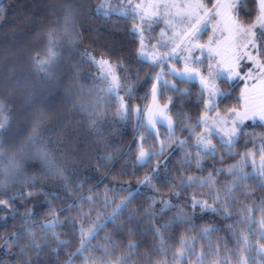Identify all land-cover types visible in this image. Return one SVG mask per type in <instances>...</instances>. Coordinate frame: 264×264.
Wrapping results in <instances>:
<instances>
[{
  "label": "trees",
  "instance_id": "trees-1",
  "mask_svg": "<svg viewBox=\"0 0 264 264\" xmlns=\"http://www.w3.org/2000/svg\"><path fill=\"white\" fill-rule=\"evenodd\" d=\"M74 1L0 0V100L5 103L4 115L9 119L6 131L0 136L4 152L3 157H0V170L8 171L14 158L22 165L26 175L44 176L43 164L39 159H22L19 154L31 132V120L41 112L44 115L40 129L42 138L37 145L28 149L27 156L32 157L36 148L44 147L55 158V162L65 170L68 177L65 182H61L58 178H44L37 184V188L43 187L47 196L18 198L13 202V208L3 207L0 215V237L9 236L10 242L11 233H22L25 227H31L36 233L37 241L43 242L44 231L39 225L49 219L50 207L59 211L74 204L82 205L84 211L92 209L91 220L95 224L103 225L96 230L88 247L97 248L94 253L96 257L104 256L103 249L107 248L109 255L105 260L110 261V264H115L117 258L129 252L133 255L127 264H132V261L136 264H148L145 253L151 256L152 264L164 259L170 264H185V261L187 264H217L214 253L208 250L209 242L214 247L219 242L218 238L223 237L227 248L236 250L240 246L229 226L231 225L238 232L247 231L246 225L237 223L240 219L239 210L242 207L240 203L233 204V215L230 218H225L219 213H201L197 209L190 217V223L172 224L164 236L167 245L164 256L156 252L159 240L154 239L148 226L149 217L144 215V212L146 209L157 211L162 208L163 204L159 203L161 200L171 201L174 207L160 216L159 223L163 224L180 210L178 206L185 203L187 196L200 192L204 193V198H207V187L187 189L180 197L172 195L170 182L178 183L177 177L180 172L201 178L207 177L211 172L219 182L218 186L231 182L232 178L227 169L232 165L253 173V157H248L246 163H241V159L246 150L254 152L255 167H259L261 150L264 149V124H245L244 128L249 135L240 137L230 151L221 148L219 139L212 136V141L217 144L215 158L203 159L199 170L196 168L195 159H192L190 166L182 165L181 161L185 158L186 151L192 156L197 151L196 136L201 126L195 127L193 131L189 129L200 119L204 106L198 101L200 93L195 83L184 82L174 77L172 82L176 88L181 91L186 90L187 94L182 95L181 91H174L169 86L162 87L160 96L167 101L169 97L173 99V103L169 105L175 120V134L169 139L168 131L159 128L158 137L160 136V140L170 146L165 149L163 155L153 156L146 165L138 164L139 139L141 142V137L144 136L142 132L145 131L141 121L134 112L130 119H122L116 115L118 110L116 99L104 94L103 89L106 86L104 84L102 86L97 68L86 59L91 55L96 59L103 57L112 65L122 64L127 72L116 68V73L122 82L124 76H127V85L135 84L131 99L127 97L124 101L132 109L144 108L152 79L150 80L146 75L150 72L147 67L149 63L141 61L136 56L137 38L130 30L131 20L128 17L103 15L93 12L90 6L85 7L90 8L89 11L86 12L87 9L78 15L76 21L77 44L66 54L63 61L59 62L54 78H43V73L36 70L34 57L39 53L40 58H44L41 47L46 44L49 31L54 28L55 21L60 20L67 13L70 8L69 3L75 4ZM254 8L256 9V6L250 0L243 3L239 6L238 19L243 23L253 20L257 13V9L254 11ZM137 75L139 80L136 79ZM71 89H74L72 97ZM232 89L237 92V87L233 86ZM118 91H125V88L122 87ZM87 97L92 98L91 103L84 102ZM238 100L225 102V99H218L215 109L226 111L231 106H237ZM177 113H180L179 117ZM185 117L191 119L186 121ZM91 121H95V124ZM182 128L184 131H181ZM152 132V130L148 131L149 142ZM158 137L153 139L157 144L152 147L157 152L160 150L156 148L159 145ZM179 140H187L184 149L173 143ZM249 140H253L254 143H246ZM142 142L147 150L144 141ZM158 161H162L165 166L156 169L157 175L152 179L154 187L138 184L146 174L153 171ZM217 169L224 171L218 173ZM121 186L127 191H121ZM254 187V181H247V188L238 189L236 192L238 200L251 204L252 200H246L242 192L252 191ZM19 189V182L6 185L7 194L15 195ZM129 191L133 195L127 207L121 208L118 215L112 219L116 205L128 195ZM88 197H92V200L89 201ZM106 197L107 204H105ZM5 198L6 195L0 196V199ZM252 199L257 202L264 199V189H256ZM153 200L157 201L155 205L152 204ZM29 211L32 213L31 219L34 224H28L24 219ZM65 217H75L77 221L81 219L75 207L70 212L59 213L61 220ZM83 219L87 221L88 218ZM255 219L257 221L260 219L259 211L255 213ZM121 224L123 227L118 228L117 226ZM93 226L85 223V231ZM79 227L77 223L75 230L68 225L56 228V232L68 233L61 236V239L70 241V244L53 253L51 250L56 249L57 244L49 236L40 264H65L68 254L79 247ZM205 227H215L218 231L199 235L200 229ZM260 230V225L256 224L253 235L249 237L251 243L257 247L259 244H264V241H260L255 234ZM129 231L134 234L129 235ZM182 237L186 239L188 245L192 244V237L197 238L194 245L195 252L185 251L183 258H174L173 253L180 249ZM25 242L26 239H21L20 244ZM130 242L138 244L139 247L129 249L127 246ZM0 245H5L4 239H0ZM202 248L205 255L201 261L198 257ZM19 252V247L11 250L7 246L0 247V264H21ZM225 255L231 256V253L223 251L220 253L221 257ZM245 255L256 256V252L252 251ZM72 264H82V257L79 254L74 256ZM230 264H236L235 258L230 260ZM257 264H259L258 257Z\"/></svg>",
  "mask_w": 264,
  "mask_h": 264
},
{
  "label": "snow or ice",
  "instance_id": "snow-or-ice-1",
  "mask_svg": "<svg viewBox=\"0 0 264 264\" xmlns=\"http://www.w3.org/2000/svg\"><path fill=\"white\" fill-rule=\"evenodd\" d=\"M249 0H229V2L224 3L222 0H209V3L212 4L211 8H208L203 0H196L195 3L187 4H177L170 3L169 0H155V2L150 4H135L131 3L129 0L128 8L132 13V19L135 21L140 20V24L134 26L133 33H139L141 35V48L145 47L143 34L145 32L144 25H147V29L150 31L152 28L153 22H158L163 19L165 22L166 29L171 30V35L168 34V31L162 30L158 43L152 45L153 52H159L160 49H164L162 55H154L152 60V66L156 64L163 65L167 60L173 59L180 55V53H185L183 59L185 61V66L182 72H178L176 69H171L169 75L179 76L181 81L187 82L195 80L197 77L200 78L201 91L198 97L199 103L204 106V115L192 125L189 131H193L195 127H198L201 123H204L208 126V132L206 135H212L217 124L220 125L219 132L215 134L219 135L221 132L223 135L220 136V147L227 150H231L232 146L236 144L240 137L248 136L244 128V122L248 119H254L257 115L261 121H264V106H262L259 111L251 110V115L249 114V107L247 104L244 105L243 111L239 110L240 106L232 107L227 110L226 114L221 117L219 113L214 118V120L209 123L207 117L208 115L215 110L217 107V101L220 98H226L230 95L229 92L222 90L216 83L217 77L220 76L219 71L213 70L212 61L220 55L218 51H215L212 45L217 43L215 39V32L218 29L219 25L217 24L214 27L213 37L209 38V41L206 44L198 43L199 35L204 29V26L214 20L217 17H223L224 29L228 30L232 34V42L230 44V63L227 69L230 75L225 76V82H228L230 79H241V80H260L264 81V0H258V12L257 22L259 24V29H257L256 24L249 25L245 27L243 21L239 20L237 17L238 7L243 3H247ZM253 5H257V0H250ZM102 7V5H101ZM151 8L153 11L148 12L146 9ZM178 9L175 13L171 9ZM163 10V11H161ZM256 10L255 8L253 9ZM127 15L128 13H123ZM107 15V13H105ZM67 19V17H65ZM179 27V31H175V28ZM223 34V30H221ZM56 30L52 29L48 33V44L49 47L44 53V58H40L38 53L34 57V63L36 70L40 73H43V78L52 79L55 76V65L58 60V56L54 51V45L56 44L55 40ZM167 37V38H166ZM199 50L201 56L204 58L201 60L200 57L194 56L193 52ZM205 50H207V55L205 56ZM87 61L93 64L98 65L102 75L101 79L107 85L104 91L112 97H118V89L125 88V96L131 99L132 89L135 87V84L127 85V76H124L123 82L119 76H117L113 69H121L125 73L127 69H124L122 64L112 65L109 61L105 60L103 57L100 60H96L95 57L88 55L86 57ZM147 59V57H145ZM204 60L208 61L207 71L208 77L205 78L202 75L201 70L204 68ZM219 68V62L216 65ZM150 78V77H149ZM139 80V76L136 77ZM156 83L153 84L151 89V94L153 97L154 104L152 107L143 109L141 107H136L132 109L124 101L123 97H119L118 110L116 115L122 119H130L133 112L137 118L141 121L146 132L155 129L156 125H167L168 136L171 139L174 136V121L172 116L169 113V104L173 103L172 97L168 98V104H165L162 108L155 104L156 96L159 92L158 85L163 88L169 87L167 81L161 80V73H157L155 77ZM171 88L174 91H181L176 88V85H171ZM205 93H207V99L204 98ZM182 95H186L187 91H181ZM245 97V92L241 93L240 98ZM5 103L0 100V136L6 131L9 119L4 115ZM147 116V123H144V117ZM177 116H180V113H177ZM191 117H185V120H190ZM44 120V115L41 112H38L33 119L31 120V132L24 142V146L20 149V156L22 159H39L43 164L42 171L44 176L39 175H26L23 171V167L18 163L14 158L11 161L10 169L8 171L0 170V196H7L5 199H0V209L3 207L13 208V202L16 199L31 198L34 195H45L48 194L43 191V187L37 188V184L41 183L44 178H58L61 182L67 181L68 177L65 174V170L55 162V158L45 150L44 147L36 148L32 157L27 156L28 149L37 145L42 138V133L40 131ZM92 124H95V121H91ZM181 131H184L182 128ZM153 139L156 138L157 133L152 132ZM147 137H141V141H145ZM253 142V140L246 141ZM177 144V147L184 149L187 144V140L173 141ZM169 144H166L164 141L160 142L159 152L155 151L154 148L145 150L143 144L139 146V155L137 157V163L146 165L147 162L153 157L158 155H163L165 149L169 147ZM255 146V144H254ZM197 151L194 156H192L187 151L185 152V158L181 161L182 165H191L192 159L196 161V168L199 170L202 167L203 159L207 157H216L217 147L213 145L211 141L205 142L203 137L197 140L195 145ZM3 144L0 143V157H3L4 152L2 151ZM203 153V155H201ZM256 153L245 151L242 155L241 163H246L248 157H253L252 163L254 167V172L249 173L244 171V168L237 167V165H232L227 169L228 174L231 176V182L224 185H219V182L214 178L213 174L210 172L207 177L201 178L197 176H187L185 172H180L178 174V183L170 182L172 187V195L180 197L187 189L192 188H208L206 194L207 198H204V193L194 192L192 195L185 198V203L182 206H178L180 210L175 213L172 218L168 221H165L163 224L159 223L160 216L168 209L174 207L171 201L161 200L159 203L163 204V207L157 211H151L146 209L144 215L149 217L148 226L151 228L152 235L154 239L159 240V247L156 249V252L160 256L166 254L167 245L164 240V236L168 228L176 223L180 222L183 224H188L191 222L190 217L192 214L199 209L201 213L203 212H213L219 213L225 218H230L233 215L232 206L234 203H240L242 207L239 210L240 219L237 221L238 224H244L247 226V231H239L233 229L232 226H229V230L233 232V235L236 238L237 244L240 246L238 249H228L226 243H224L223 237L218 238L219 242L213 247L211 242H209L208 250L214 253V258L217 261V264H230V260L235 258L236 264H257V257L259 258V264H264V244L256 245L252 244L249 237L254 233V227L256 224H259L261 230L255 233L260 241H264V199H261L259 202L253 200L256 189H264V149L261 150L260 154V165L258 168L255 167L254 156ZM223 159V157H221ZM165 166L162 161H158L155 168L151 173L145 175L142 181H138L140 185H146L149 187H154L152 185V179L157 175L156 169ZM224 169H217V172H222ZM186 177V178H185ZM252 180L255 183V187L252 191H244L246 200H252L251 204H246L243 201H239L236 192L238 189L247 188V181ZM19 182L20 189L15 193V195L7 194L6 185L8 183ZM26 189H29L26 191ZM121 191H127L126 188L121 186ZM132 192H128V195L121 200L119 204L116 205V208L113 210L112 219L118 215V211L121 208L127 207L128 203L131 200ZM80 199H84L80 197ZM89 201L92 200V197L87 198ZM156 200L152 201V204L155 205ZM51 205V201H49ZM105 204H107V197L105 198ZM75 207L77 209V215L81 217L79 221L75 217H65L63 220L59 218V213L63 211H71ZM188 209V211H185ZM91 211H84L82 205H68L66 208L60 209L59 211L50 207L49 210V219L42 222L39 227L44 231L43 242H38L36 239V233L31 227H25L22 230V233H11V241L9 242V236L0 237V239L5 240V245H0V247L7 246L9 250L14 247H19V255L21 257V264H40V258L44 255L43 249L47 246V239L49 236L53 239L57 248L52 249L53 253H56L60 248L66 247L70 244V241L61 239V236L68 235L67 232L61 231L56 232L55 229L68 225L74 230L79 223V247L76 248L74 252L68 254V259L65 261V264H72V258L79 254L82 257V264H110V261H106L105 257L109 255L108 249L104 248V256L96 257L94 253L97 251V248H89L88 244L91 238H94L96 230L100 227H103L102 224H95L91 220ZM260 212V219L257 221L255 219V213ZM131 215V214H130ZM32 213L28 212L27 216L24 217L26 223L34 224V221L31 219ZM83 218H88L87 221ZM85 223L94 225L85 231ZM123 227V225H118ZM218 229L215 227H205L200 229L199 235H205L209 232H216ZM129 231V235H133ZM21 239H26L24 244H20ZM196 237H192V244L188 245L185 238H181L180 249L173 253L174 258H183L185 251L189 253L195 252V243ZM129 249L138 248L139 245L130 242L127 246ZM231 253V256L225 255L220 256L221 252ZM252 251L256 252V256L245 255V253H251ZM87 252V255L84 253ZM132 252H129L125 256L117 258L115 264H127V261L132 259ZM145 255L148 258V264H152L151 256L147 253ZM205 253L202 248L201 254L198 257V260L203 259ZM35 257V259H33ZM132 264H136L135 261H132ZM157 264H170L166 259L158 261ZM187 264V261H185Z\"/></svg>",
  "mask_w": 264,
  "mask_h": 264
},
{
  "label": "rangeland",
  "instance_id": "rangeland-1",
  "mask_svg": "<svg viewBox=\"0 0 264 264\" xmlns=\"http://www.w3.org/2000/svg\"><path fill=\"white\" fill-rule=\"evenodd\" d=\"M74 2H75V4H73V2L69 3V7H70L69 10L67 11V13L64 16L61 17L60 20L55 21V26L53 28L56 30V36H55L56 44L54 45V51L58 56V60H57V63L55 65V70L58 68L57 65L59 64V62L60 61L62 62L63 59L66 57V54L68 52H70L72 50V48L75 47V45L77 44L78 33H77L76 27H75L76 21H77L78 15L84 13L87 9L88 10L86 12L89 11L90 8H85V7L90 6L93 9V12L100 13L103 15H105V13H107V15L114 14V15H118V16L128 17L131 20V25H130L131 31L133 30L134 26L139 25L141 23L139 19H137L135 21L132 19V13H131L130 9L128 8L129 0H75ZM153 2H155V0H131V3L133 5L139 4V3H143V4L147 5V4H150ZM169 2L170 3H177V4H187V3H195L196 0H169ZM212 2H215V0H212ZM222 2L227 3V2H229V0H222ZM203 3H205L208 8H211V6H212V4L209 3V0H203ZM101 5H102V7H101ZM255 6L257 9V13H256L254 19L248 23H244V25H245V27H247L249 25L256 24L257 29H259V24L257 22V15L259 14V12H258V0H257V5H255ZM146 10L148 12L153 11V9H151V8H148ZM161 11H163V10H161ZM171 11L173 13H175L176 11H178V9L173 8V9H171ZM125 12H127L128 14L124 15L123 13H125ZM238 12H239V7H238ZM65 17H67V19H65ZM217 24L219 25L218 29L215 32V39L217 40V43L212 45V47L214 48L215 51H218L220 53V55L216 58V60L212 61L213 70L220 72V76L217 77V79H216L217 85L222 90L230 93V95H228L226 98H220V99H225V102L228 100L231 101L233 99H239L237 102V105L240 106L239 110L243 111L244 105L247 104L249 107V110H250L249 114L251 115V110H256L258 112L259 109L262 106H264V81L230 79L228 82H225L224 77L230 75L228 73L227 69H228L229 63H230L229 57H230V44L232 42V34L228 30L224 29L223 17L222 16L217 17L216 20L206 24L204 26V29L200 33L199 39L197 42L200 44H206L209 41V38L213 37V35H214L213 29H214V27L217 26ZM144 27H145V32L143 34V37H144L145 47L143 49L141 48V43H140L141 35L139 33H134V36L137 38V51H136L137 54H136V56L141 61H145V62L149 63V65H147V67L150 69L149 70L150 72L146 75L148 78L150 77L149 78L150 80L152 79V82H151L152 84L150 86L148 100L145 103V107L143 108V109H147L149 107H152L154 104L153 97L151 94V89H152L153 84L156 83V80H155L156 74L161 73V80L167 81L169 86L173 85V82H172L173 78L175 77L177 79H180V77L169 75L168 73L171 69H176L178 72L183 71L184 66H185V61L183 59V56L185 55V53H180V55H178L177 57L167 60L163 65L156 64L155 66H152V60H153L154 55H162L164 52V49H160L159 52H153L152 45H156L158 43L160 33L162 30L168 31L169 35H171V30L166 29L165 22L163 19L159 20L158 22H153L152 28L150 31L147 29L146 24L144 25ZM221 30H223V34H221ZM175 31L178 32L179 27H176ZM48 39H49V37H47L46 44L41 47L43 56H44L46 49L49 47ZM193 55L200 57L201 60L204 59L201 56V53L199 50H195L193 52ZM204 55L205 56L207 55V50H205ZM145 57H147V59H145ZM100 59L101 58L99 57L96 60H100ZM218 62H219V68L216 67ZM207 64H208V61L204 60V68L201 70L202 75L205 78L208 77ZM93 66L97 68V71L99 74L98 77L100 78L99 80L101 81L102 86L104 84L107 87V85L101 79L102 72H101L100 68L96 64H93ZM113 70H114L115 74L118 76V74L116 73V70L115 69H113ZM187 82L195 83L197 85V88H198V93H200L201 84H200V78L199 77H197L195 80H191V81H187ZM223 85H225V86H223ZM233 86L237 87V89H236L237 92H234V89H232ZM158 88H159V92L156 96L155 104L159 105L162 108L165 104H168V101L163 100L160 96L162 87H160L158 85ZM73 90L74 89H71V91H70L71 97L73 95ZM103 92L107 97H109V95H107V93L104 91V89H103ZM242 92H245L244 98H240ZM119 97H123L124 99H127V96H125V91H118V97H114V99H116V102H117V107L119 104ZM204 98L207 99V93H205ZM90 99H92V98L87 97L84 100V102L85 103H91ZM232 107H234V106H231L230 108H232ZM135 108L136 107H134L133 109H135ZM230 108H228V109H230ZM227 110L221 111L219 108V109H215L214 111H212L207 117L209 123H211L214 120V118L217 116V113H219V115L221 117H223L226 114ZM169 113L172 116L171 110H170V105H169ZM203 115H204V111H203L202 115L200 116V118ZM172 119L175 122L173 116H172ZM144 122L147 123V116L146 115L144 117ZM247 123H262V124H264V121H261L259 119V116L257 115L254 119L245 120L244 125ZM174 126H175V123H174L173 127ZM200 126H201V129H199L200 132L196 136V143H197V140L199 138L203 137L205 142L210 140L211 143L213 145H216V147H217V144L214 143V141H212V136L217 137L220 141V136L223 135V133L221 132L219 135L215 134L216 132H219L220 125L219 124L216 125L215 130H214L212 135H206V133L208 132V126L207 125H205L204 123H201ZM159 128H163L166 132L168 131L166 124L165 125H159L158 124V125H156L155 129H152V131L157 133V132H159L158 131ZM163 129H161V130H163ZM174 130H175V127H174ZM142 133L144 135L143 137H147V139L144 141L145 145L147 146V150H149L150 148H152L154 145L157 144L153 140V135L150 138L151 142H149L148 141L149 140L148 132L144 131ZM157 137H158V135H157ZM159 137H158L159 145H157V147H156L158 149H160V142H161ZM139 143H140V145H141V143L143 144L142 141L140 142V139H139ZM144 149L146 150L145 147H144ZM155 151H157V150H155ZM138 155H139V152H138ZM1 213H2V210L0 209V215H1ZM0 220H1V218H0Z\"/></svg>",
  "mask_w": 264,
  "mask_h": 264
}]
</instances>
